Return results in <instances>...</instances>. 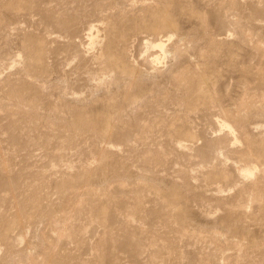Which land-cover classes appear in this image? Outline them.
Listing matches in <instances>:
<instances>
[{"label": "rangeland", "instance_id": "obj_1", "mask_svg": "<svg viewBox=\"0 0 264 264\" xmlns=\"http://www.w3.org/2000/svg\"><path fill=\"white\" fill-rule=\"evenodd\" d=\"M0 264H264V0H0Z\"/></svg>", "mask_w": 264, "mask_h": 264}, {"label": "bare ground", "instance_id": "obj_2", "mask_svg": "<svg viewBox=\"0 0 264 264\" xmlns=\"http://www.w3.org/2000/svg\"><path fill=\"white\" fill-rule=\"evenodd\" d=\"M157 47L160 48L163 51L164 46L162 44L161 45H158ZM220 126L222 127V129H228V130H230V126H228L225 122H221L220 123ZM240 174L242 176H244V177H249V178L254 177V172L250 168L240 169Z\"/></svg>", "mask_w": 264, "mask_h": 264}]
</instances>
